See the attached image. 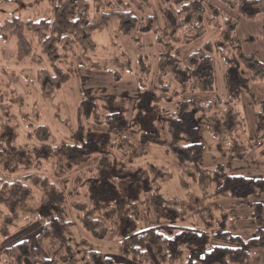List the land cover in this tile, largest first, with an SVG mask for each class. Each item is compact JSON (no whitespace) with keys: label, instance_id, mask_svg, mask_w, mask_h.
Instances as JSON below:
<instances>
[{"label":"trees","instance_id":"16d2710c","mask_svg":"<svg viewBox=\"0 0 264 264\" xmlns=\"http://www.w3.org/2000/svg\"><path fill=\"white\" fill-rule=\"evenodd\" d=\"M161 1V16L152 14L144 17L146 10L151 8L150 0H50L53 14L51 22H23L13 17L0 28V36L4 40H17V58L22 62L32 53L34 42L28 39L27 33H33L36 44L49 59L54 58L51 63L57 69L56 76L52 79V90L55 91L67 80L57 67V44H68V48H63L68 51L77 43L91 42L95 32L106 30L111 24L117 25L116 32L119 35L132 38L138 46L142 44L144 33H152L164 51L157 75L162 81L157 89L160 95L158 96L156 91H148L153 98L151 106L156 100L163 98L172 101L181 96L213 93L214 46L206 43L203 49L187 58L186 66L173 56V51L178 46L201 40L206 33V24L221 29V20L226 22L228 28L223 31V39L216 46H225L224 42L227 41L237 50L239 42L231 35L239 21L232 19L230 15L225 16V13L217 11L205 0ZM220 2L230 8H236L238 15L243 19L254 20L257 16L264 15V5L259 0H240L234 3V6H231L228 0ZM211 11L214 14L209 15ZM249 58L255 61L254 57L227 56V74L231 84V96L228 100L182 102L179 113L171 117L155 111L153 107H145L144 111L137 108L141 119L135 117L128 125L124 109L113 104V96L99 98L90 90H83L79 127L77 130L69 129L75 144H58L54 138L47 137V140L52 141L48 146L47 159L53 160L54 177L57 181L33 174L12 182L0 179V212L4 211L0 235L10 234V228L24 216L22 209L29 202H33V206L27 211L28 215L39 221L42 228L37 237L38 249H32L30 241L20 242L10 249L0 251V264H25L26 261L31 264H81L70 243L75 221L90 237L97 240L106 239L109 233L116 229L120 258L127 264L248 263L254 250L264 249L262 203L251 205L254 209L257 235L249 240L234 236L223 229L210 235L203 231L172 225L170 219H173L175 211L177 214L174 219H184L198 211L193 206V198L187 202L164 200L162 188L172 179L168 170L156 166L135 167L133 161L144 156L148 144H167L168 153L181 165L191 163L192 167L199 171L201 182L207 183L208 173L199 163V127L205 122L211 128L220 126L221 129H226L231 136L246 134L244 116L237 107L240 92H246L256 104L257 98L249 87V81L264 78V65L251 64ZM86 60L89 62V58ZM168 79L171 83L166 82ZM173 84L175 87L171 90ZM98 101H101L102 107ZM152 115L157 122L168 123L172 142L160 141L157 128L144 124L146 137L143 136L139 144L133 143L129 136H138L135 132L136 126L141 121L146 123ZM189 116L194 119V127L189 125ZM85 121H92L94 127L86 128ZM61 122L67 126L66 121ZM262 125L264 124L260 122L258 134L264 130ZM102 126H105L106 130L98 129ZM35 131L34 134L38 137H42L44 133L50 134L45 127H38ZM195 135L197 139L194 138ZM13 148L5 146L0 149V162L7 157L17 160L18 164L25 163L28 158L27 150L17 146ZM40 148L36 147L32 151H37L42 159ZM233 148H237L236 141ZM88 164L91 166L78 175L73 189L69 187L67 180L62 179L73 170ZM219 175L220 183V179L225 176ZM222 182L224 185L210 196L214 201L236 198L237 191L242 186L248 187L256 195L264 194V180L261 178L226 177ZM81 196L87 199L77 201ZM247 198L240 197L243 200ZM146 200L157 210V220L168 219L171 223L167 220L166 223L159 221V224L152 222L144 226L141 220L143 206L141 207L140 203H145ZM68 211H71L74 217L71 218L72 221L67 220ZM230 225L235 229L236 220L230 221ZM86 264L121 263H116L102 253L90 251Z\"/></svg>","mask_w":264,"mask_h":264},{"label":"rangeland","instance_id":"374dc122","mask_svg":"<svg viewBox=\"0 0 264 264\" xmlns=\"http://www.w3.org/2000/svg\"><path fill=\"white\" fill-rule=\"evenodd\" d=\"M205 1L214 6L217 11L225 13V16L230 15L232 19L239 21L231 35L239 42L238 49L236 50L227 41L224 42L225 46H216L223 39V31L228 28L224 20L219 23L221 29L206 24V33L201 40L178 46L173 51V56L186 66L190 55L203 49L206 43H211L214 46L212 54L215 70L214 92L181 96L172 101L163 98L156 100L153 106H151L153 98L150 92L157 93L162 83L157 75L164 49L152 33H144L142 44L138 46L132 38L119 35L116 32L117 25L111 24L106 30L95 32L91 42L77 43L68 51L63 49L68 48V44L64 46L57 44L56 49L59 54L57 67L61 69L67 80L55 91L52 90L54 85L52 79L56 76L57 69L51 63L54 58L50 60L36 44L33 33H27L28 39L34 42L32 53L22 62L17 58V40L15 38L4 40L0 36V149H4L5 146L14 149L13 147L17 146L25 148L28 153L26 162L21 164L13 158H4L0 162V179L12 182L33 174L57 181L54 177L53 160L47 159L48 146L52 142L47 140V137L54 138L58 144H75L69 129L77 130L79 127V109L84 99L83 90L85 89L99 98L113 96L115 99L113 104L117 108L124 109L128 125L135 117L141 119L137 108L140 109L139 111H144L145 107L146 109L153 107L155 111L171 117L179 113L182 102L228 100L231 96V84L227 74V56L254 57L255 61L249 58L251 64L264 65V18L253 22L241 18L236 8H230L220 0ZM238 1L240 0H228L231 6ZM259 1L264 5V0ZM161 2V0H150L151 8L146 10L144 17L152 14L161 16L163 9ZM211 13L214 14L211 11L209 15ZM136 14L140 15L137 12ZM13 17L23 22H51L53 19L51 2L50 0H0V28ZM86 58H89V62ZM166 82L171 83V80L168 79ZM171 86L173 90L175 85ZM249 87L254 92L257 103L254 104L250 96L243 91L240 92L237 104L238 110L244 116L246 134L240 133L238 137L231 136L219 125V127L211 128L205 122L199 127L201 142L199 163L208 173L207 183L201 182L199 171L192 167L191 163L181 165L172 154L168 153L167 144L150 143L145 148L144 156L133 161L135 167L156 166L168 170L172 179L162 188L164 200L187 202L193 198V206L198 211L184 219H174L177 214L175 211L174 221L170 219L173 222L172 225L203 231L210 235L223 229L246 240L256 237L257 226L251 205L261 201L264 205V197L260 198L263 194L256 196L248 187L239 186L241 189L237 191L236 198L214 201L210 197L224 185L222 180L226 177L264 180V130L258 134L259 123L264 124V78L251 79ZM157 95L159 96L160 93L158 92ZM98 102L102 107L101 101ZM62 120L66 121L67 126L61 122ZM84 124L88 129L94 127L92 121H85ZM144 124L157 128V137L160 141L172 142L168 123L157 122L152 115L146 123L141 121L136 126L135 132L138 136L126 135L133 143L139 144L143 136L147 134ZM189 125L192 127L195 125L194 119L190 116ZM38 127L47 128L50 134L36 136L34 132ZM98 129L106 130V127L102 126ZM194 138L198 137L195 135ZM235 141L237 148L234 149ZM36 147H41L42 159L39 158L37 151H32ZM90 166L91 164L80 166L62 179L67 180L69 187L73 189L75 179ZM219 174L225 176L220 179V183ZM245 196L248 198L240 199ZM86 199L85 196H81L76 200L85 201ZM140 205L143 206L141 220L144 226L152 222L157 224L159 221L167 222V218V220H157L158 212L150 205L149 200ZM32 206L33 202H29L23 207L22 210L26 214L24 213V216L14 223L10 228V234L0 235V251L10 249L23 241H30L32 249H38L37 237L42 228L39 221L28 215L27 211L32 209ZM3 213L4 211L0 212V225L4 222ZM71 218L74 217L71 211H68L67 220L72 221ZM232 220H236L235 229L230 225ZM170 221L168 220V223H171ZM74 223L70 243L81 264H86L90 251L107 255L116 263L127 264L120 258L119 237L116 229L111 231L106 239L97 240L90 237L78 222ZM25 264L31 263L26 261Z\"/></svg>","mask_w":264,"mask_h":264},{"label":"crops","instance_id":"0c3cea01","mask_svg":"<svg viewBox=\"0 0 264 264\" xmlns=\"http://www.w3.org/2000/svg\"><path fill=\"white\" fill-rule=\"evenodd\" d=\"M259 18H264V15L262 17H261V15H259V16H257V18L255 20H252V21L257 22V20ZM256 196H259V195H256ZM262 197H264V194L260 198H262ZM261 203H262V201H261ZM244 240H246V239H244ZM247 240H249V239H247ZM246 264H264V249L254 250L252 252L251 259Z\"/></svg>","mask_w":264,"mask_h":264}]
</instances>
